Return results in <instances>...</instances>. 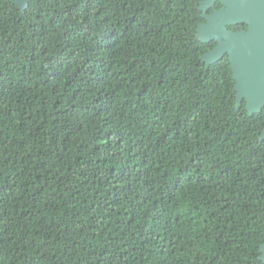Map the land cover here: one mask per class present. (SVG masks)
Segmentation results:
<instances>
[{"label":"trees","instance_id":"obj_1","mask_svg":"<svg viewBox=\"0 0 264 264\" xmlns=\"http://www.w3.org/2000/svg\"><path fill=\"white\" fill-rule=\"evenodd\" d=\"M200 0H0V264H261L264 120Z\"/></svg>","mask_w":264,"mask_h":264},{"label":"water","instance_id":"obj_2","mask_svg":"<svg viewBox=\"0 0 264 264\" xmlns=\"http://www.w3.org/2000/svg\"><path fill=\"white\" fill-rule=\"evenodd\" d=\"M17 7L24 11L28 0H11ZM214 0H205L200 4L199 10H205ZM226 10L223 9L211 17H207L210 26L198 27L196 38L201 43L209 42L217 32L226 41L219 42V46L201 57L203 63L212 65L227 54L230 62L232 78L235 81L236 109L241 107L242 100L247 101V113L260 111V91H264L260 85V71L264 67L258 51V40L263 39L264 33V0H221ZM219 18L222 23L241 24L249 26V33L225 32L223 26L215 24L214 19ZM202 30L205 33H202ZM260 141H264V131L260 135Z\"/></svg>","mask_w":264,"mask_h":264},{"label":"flooded vegetation","instance_id":"obj_3","mask_svg":"<svg viewBox=\"0 0 264 264\" xmlns=\"http://www.w3.org/2000/svg\"><path fill=\"white\" fill-rule=\"evenodd\" d=\"M205 0H200L199 1V6L198 9L200 7V4L202 2H204ZM223 9H227L225 5H223V3L221 2V0H214L205 10H199L200 12V19L202 20L201 23L198 25V27H206V26H210L211 23L208 22L207 17H211L213 16L215 13L223 10ZM215 24L218 26H223L225 32H229V33H249V26L246 25L245 23H241V24H226V23H222L221 20L219 18L214 19ZM197 27V29H198ZM197 32V31H196ZM202 33L204 34H208L205 33L202 30ZM262 37H264V33L262 34ZM219 42H222L223 44L226 42L223 37L220 35V33H215L212 37V39L207 42V43H202L205 47H206V51L203 55H206L208 52L214 50L215 48H217L219 46ZM258 51L260 53V57L261 60L264 62V38L258 40ZM227 57L228 55L225 54L222 58ZM260 85L262 84V87L264 88V67L262 68V70L260 71ZM260 111L258 113H252L251 115L257 114L259 116H261V118L264 120V91H260ZM242 103H244V107L245 110L247 112V101L245 99L242 100ZM241 103V104H242ZM248 114V113H247ZM249 115V116H251ZM264 131V123H263V127L261 130V133ZM258 261L261 264H264V242L260 245L259 247V252H258Z\"/></svg>","mask_w":264,"mask_h":264}]
</instances>
